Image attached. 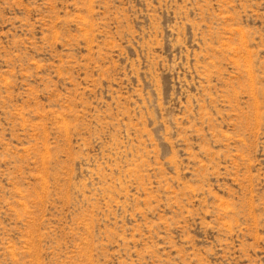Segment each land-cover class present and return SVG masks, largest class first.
Wrapping results in <instances>:
<instances>
[{
  "label": "rangeland",
  "instance_id": "374dc122",
  "mask_svg": "<svg viewBox=\"0 0 264 264\" xmlns=\"http://www.w3.org/2000/svg\"><path fill=\"white\" fill-rule=\"evenodd\" d=\"M0 264H264V0H0Z\"/></svg>",
  "mask_w": 264,
  "mask_h": 264
}]
</instances>
